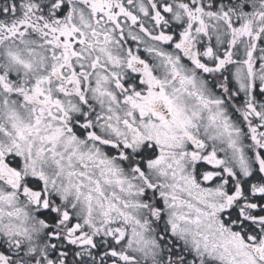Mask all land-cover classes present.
Masks as SVG:
<instances>
[{
  "label": "snow or ice",
  "instance_id": "obj_1",
  "mask_svg": "<svg viewBox=\"0 0 264 264\" xmlns=\"http://www.w3.org/2000/svg\"><path fill=\"white\" fill-rule=\"evenodd\" d=\"M0 264H264V0H0Z\"/></svg>",
  "mask_w": 264,
  "mask_h": 264
}]
</instances>
